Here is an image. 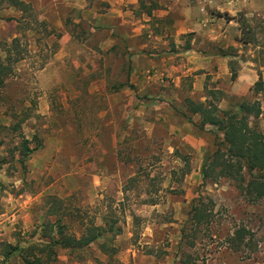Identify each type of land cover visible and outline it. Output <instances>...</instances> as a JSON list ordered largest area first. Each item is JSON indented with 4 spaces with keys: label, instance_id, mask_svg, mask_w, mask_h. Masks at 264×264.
Listing matches in <instances>:
<instances>
[{
    "label": "rangeland",
    "instance_id": "1",
    "mask_svg": "<svg viewBox=\"0 0 264 264\" xmlns=\"http://www.w3.org/2000/svg\"><path fill=\"white\" fill-rule=\"evenodd\" d=\"M22 1L26 11L0 0V57L10 51L13 67L0 94V264H24L51 226L78 238L91 223L120 232L82 251L56 247L46 264H264V198L204 178L223 134L199 129L186 103L223 111L252 99L264 64L235 40L238 24L204 0L207 27L195 33L186 12L199 0ZM240 13L264 18L228 15ZM229 47L235 57L212 56ZM23 140L41 144L24 167ZM7 244L18 249L5 258Z\"/></svg>",
    "mask_w": 264,
    "mask_h": 264
},
{
    "label": "trees",
    "instance_id": "2",
    "mask_svg": "<svg viewBox=\"0 0 264 264\" xmlns=\"http://www.w3.org/2000/svg\"><path fill=\"white\" fill-rule=\"evenodd\" d=\"M4 1L21 11H26L25 9L28 7L22 0ZM151 9L147 10L146 13L148 15L151 14ZM217 15L227 21H234L238 24L239 35L235 39L238 43L243 46L251 45L260 49V61L258 62L257 59L253 60L260 68L262 66L260 63L264 64V18L253 17L249 19L242 13L235 17H231L226 13H217ZM253 21L254 23L252 24ZM228 49V51L219 50L218 55L229 58L235 57L234 48L229 47ZM10 57V51H8L5 59L0 57V94L13 71ZM257 72L258 79L250 88L252 93L251 100L244 99L223 111L215 103L208 100L195 101L188 98L186 103L188 110L192 114L200 116L199 129L203 130L206 125H209L215 127L216 131H220L223 134V140L216 144L215 152L205 159L203 165L204 178L209 177L208 172H216V177H224L234 181L237 188L245 195H255L256 198H264V175L251 176L248 181L245 180L243 175V172L253 173L255 170L261 173L264 172V134L257 126V120L262 114L261 105L264 103V78L260 69ZM235 76L236 73L233 72L232 78H235ZM185 117L190 121L189 116L185 115ZM40 146L41 144H37L34 148H31L29 142L23 140L20 157L17 162L24 167L25 161ZM222 147L226 152L224 155L221 152ZM5 161L4 157H0V167ZM192 211L191 221L199 225L203 217L200 212L201 207L193 206ZM52 227L49 228V241L47 243L32 242V244L23 249L28 252L23 258L24 264H46L49 259H53L56 247L72 251H82L97 240L104 239L108 235L116 236L120 232V228L112 229L113 226H110L106 229L104 226L91 223L80 237L77 238L72 234L64 232L61 226L57 232H54ZM244 235V229L239 228L231 239L241 240ZM5 246L8 248L5 258L10 257L18 249L17 246H11L10 244ZM108 247L106 241L100 246L104 252ZM37 248H40L39 254L43 255L45 253L44 258L35 254L34 250Z\"/></svg>",
    "mask_w": 264,
    "mask_h": 264
},
{
    "label": "crops",
    "instance_id": "3",
    "mask_svg": "<svg viewBox=\"0 0 264 264\" xmlns=\"http://www.w3.org/2000/svg\"><path fill=\"white\" fill-rule=\"evenodd\" d=\"M205 3L209 4V7H215L219 11H226L229 15H233L236 12H256L264 16V0H204ZM203 0L197 1L195 5L188 6L189 12L187 14V21L192 26V33H195L197 30H204V27H207V22L204 20V5ZM218 21L225 20L223 17L216 16ZM227 21V20H225ZM231 23L232 21H227ZM234 22V21H233ZM189 52H194V49H191ZM195 52H198L195 50ZM198 54V53H197ZM213 57L218 56V54L212 55ZM203 61V60H201ZM220 67L223 68V60H218ZM203 63H205L203 61ZM201 63V64H203ZM203 69H207L206 66ZM245 69H242L239 73V80L242 82Z\"/></svg>",
    "mask_w": 264,
    "mask_h": 264
}]
</instances>
